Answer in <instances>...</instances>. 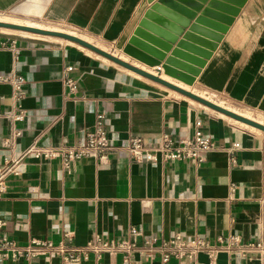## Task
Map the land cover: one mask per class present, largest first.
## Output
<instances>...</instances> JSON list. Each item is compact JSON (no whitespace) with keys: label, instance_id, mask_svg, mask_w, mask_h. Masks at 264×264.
I'll use <instances>...</instances> for the list:
<instances>
[{"label":"crops","instance_id":"0c3cea01","mask_svg":"<svg viewBox=\"0 0 264 264\" xmlns=\"http://www.w3.org/2000/svg\"><path fill=\"white\" fill-rule=\"evenodd\" d=\"M168 1L190 21L206 11L214 17L219 13L217 5L230 2ZM148 8L147 0H0V14L63 25L91 38L94 45L102 43L120 51ZM10 19L24 26L48 27ZM124 61L157 75L131 58ZM159 77L185 90L194 88L195 94L227 100L263 124L264 0H246L193 88L163 70ZM19 79L23 80L20 90L15 84ZM70 80L77 86L74 95L69 94ZM98 113L106 115L108 134L117 148L127 147L135 138L148 148H156L164 136L192 138L196 120L202 119L218 149L209 152L201 166L191 160L139 164L120 151L102 165L91 156L65 168L61 159L29 155L21 174L7 179V192L0 200L1 236L19 246L35 239L85 247L96 240H127L128 229L136 227L144 237L154 236L159 242L200 236L217 246L219 237L230 235L240 236L243 243L264 242L263 132L77 44L0 29V166L32 146L73 147L95 125ZM18 115L22 121H16ZM234 143L241 146L235 153L236 164L226 149ZM232 184L237 186L234 193ZM197 263L264 264V257L251 254L231 259L220 251L213 259L200 254ZM0 264L62 263L37 258ZM82 264L125 263L122 256L90 254ZM140 264L163 263L157 259ZM169 264L192 263L172 259Z\"/></svg>","mask_w":264,"mask_h":264},{"label":"built area","instance_id":"2783aa9c","mask_svg":"<svg viewBox=\"0 0 264 264\" xmlns=\"http://www.w3.org/2000/svg\"><path fill=\"white\" fill-rule=\"evenodd\" d=\"M18 53L17 50H14ZM73 68H69L72 71ZM17 89L23 86V80L15 82ZM69 94L77 92L75 82L68 81ZM16 121H22L21 115L15 116ZM107 117L104 113H98L95 125L79 139L73 147L65 145L60 147L27 148L16 158L7 160L0 166V200L7 192V179L11 176H19L21 167L29 155L36 158L61 159L65 168H70L82 160L94 156L100 165L109 161L110 156L120 151H125L136 163H160L191 160L198 166L205 163L206 155L218 149L212 138L208 135L202 119H197L194 125L195 131L192 138L175 140L164 136L156 148H148L140 138L130 141L127 147L117 148L112 144L106 127ZM20 136L19 132L16 134ZM239 143L226 147L230 154L231 162L236 164L235 153L240 150ZM231 192L237 190V186H230ZM264 203V194L261 198ZM129 239L122 241L96 240L85 247H69L63 243L55 244L50 241L31 240L27 246H19L7 236L0 235V261L35 260L37 258H56L62 264H82L89 259L90 254L100 258L104 255L122 256L125 264H140L141 262H154L159 259L163 264H169L172 259L178 262L188 261L197 263L200 254H205L213 259L220 251H226L230 258H246L251 254L264 257V242L249 241L243 243L238 235L219 237L217 246H212L208 240L200 236L191 239H183L176 236L172 240L144 237L136 228L128 229ZM142 243H139L140 239Z\"/></svg>","mask_w":264,"mask_h":264},{"label":"water","instance_id":"95a60500","mask_svg":"<svg viewBox=\"0 0 264 264\" xmlns=\"http://www.w3.org/2000/svg\"><path fill=\"white\" fill-rule=\"evenodd\" d=\"M228 1L230 2L227 4L217 5L219 13H214V17H208L206 14H211V12L206 11L203 16L190 21L183 18L184 16L176 11V6L168 0L157 2L156 0H147L149 8L122 48V53L150 69H154L157 73L156 76L70 34L4 22H0V29L26 32L72 42L211 110L264 133L263 124L241 116L159 77L163 70L168 77L191 88L195 85L201 70L216 51L233 24L235 17L246 3V0ZM191 44L194 46H191Z\"/></svg>","mask_w":264,"mask_h":264},{"label":"rangeland","instance_id":"374dc122","mask_svg":"<svg viewBox=\"0 0 264 264\" xmlns=\"http://www.w3.org/2000/svg\"><path fill=\"white\" fill-rule=\"evenodd\" d=\"M8 17H10V18H14V19H19V20H22V21H32V22H34V23H38V24H41L42 26H44V27H49V26H56V27H59L58 29H63V30H65V31H74V32H76V33H78V34H82V33H79L78 31H76V30H74V29H72V28H69V27H66V26H63V25H59V24H55V23H53V22H48V21H44V20H38V19H32V18H24V17H19V16H14V15H10V14H0V20H2V21H7L5 18H8ZM10 18H8V19H10ZM9 21H11V20H9ZM12 22H16V21H12ZM12 35V34H11ZM14 35H17V36H22L21 34H14ZM84 35V34H83ZM29 37H33V38H40V37H37V36H29ZM91 39V38H90ZM91 41L93 42V40L91 39ZM98 45L100 46V48L101 49H103V50H105V51H107V52H109L110 54H112V55H114V56H116V57H118V58H120V59H123V60H129V58L128 57H126L123 53H122V51H120V50H115V49H112V50H110L109 48L107 49V46L105 47L104 46V44H102V43H98ZM104 46V47H103ZM105 48V49H104ZM121 53L124 55V57L122 58V57H120L121 56ZM117 54V55H116ZM125 58V59H124ZM187 89L188 90H190V91H192V92H194L195 90H194V88L191 90L190 88H188L187 87ZM199 93V95H201V96H203V97H205V98H209L208 100H212V101H214V102H218L219 104H221L222 106H226V107H229V108H231V109H234V110H237L239 113H242V114H244V115H247V116H249L248 118H250V117H252V118H254V116L253 115H250V114H248V113H246V112H242V111H240V110H238L236 107H234L230 102H228L227 100H224V99H222V98H219V97H215V99H213V97L212 96H209V95H206L205 93H203V92H197V94ZM246 116V117H247ZM261 121H263V120H261ZM264 122V121H263ZM253 130H255V129H253ZM257 131V130H256Z\"/></svg>","mask_w":264,"mask_h":264},{"label":"bare ground","instance_id":"6f19581e","mask_svg":"<svg viewBox=\"0 0 264 264\" xmlns=\"http://www.w3.org/2000/svg\"><path fill=\"white\" fill-rule=\"evenodd\" d=\"M7 21H2V20H0V22H4V23H14V24H18V25H22V23L21 22H12V21H15V20H13V19H8V18H5ZM9 20H11V21H9ZM26 23V22H25ZM25 26H32V27H36V28H40V29H46V28H43V27H40V26H35V25H31V23H26L25 24ZM52 27V26H51ZM51 27H47V30H50V31H58L59 32V30H57V29H55V28H51ZM60 32H64V31H61L60 30ZM64 33H69V34H71L72 36H76V37H80L81 39H85V40H87V41H89L90 43H93L91 40H90V38H86L85 36L83 37L82 35L81 36H79L76 32H64ZM88 37V36H87ZM66 41V40H65ZM69 44H72V43H70L69 42ZM97 47H100L98 44L96 45ZM105 46V45H104ZM103 46V47H104ZM106 47V46H105ZM105 49V48H104ZM107 49H108V47H107ZM110 52V51H109ZM108 52V53H109ZM117 55V54H116ZM126 56V55H125ZM120 57H124V55L121 53V56ZM128 57V56H127ZM125 59V58H124ZM149 72H151V71H149ZM153 72V71H152ZM186 86V85H185ZM193 88V87H192ZM203 97V96H202ZM203 98H205V97H203ZM206 99V98H205ZM209 99V98H208ZM208 99H206V100H208ZM210 101V100H209ZM212 101V100H211ZM222 106V105H221ZM228 109V108H227ZM260 122V121H259ZM261 124H262V122H260ZM243 124V123H242ZM263 125H264V123H263ZM250 127V126H249ZM257 130V129H256ZM257 131H259V132H261L260 130H257Z\"/></svg>","mask_w":264,"mask_h":264}]
</instances>
